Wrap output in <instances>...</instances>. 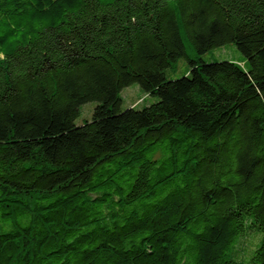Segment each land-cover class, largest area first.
Returning a JSON list of instances; mask_svg holds the SVG:
<instances>
[{"label":"trees","instance_id":"1","mask_svg":"<svg viewBox=\"0 0 264 264\" xmlns=\"http://www.w3.org/2000/svg\"><path fill=\"white\" fill-rule=\"evenodd\" d=\"M0 264H264V0H0Z\"/></svg>","mask_w":264,"mask_h":264},{"label":"rangeland","instance_id":"2","mask_svg":"<svg viewBox=\"0 0 264 264\" xmlns=\"http://www.w3.org/2000/svg\"><path fill=\"white\" fill-rule=\"evenodd\" d=\"M186 52L189 57H192L193 49L186 43ZM202 60L206 63L214 62V61H232L236 63H241L243 58L241 54L235 49L233 44H227L222 47L215 48L205 55L202 56ZM187 70L186 61L184 59H180L174 68L165 72L167 79H176L185 74ZM121 97V110H125L128 108H135L140 110L150 104L156 102L155 98H152L140 89L137 84H131L128 87L122 89L120 92ZM95 107V103H86L79 108V115L75 119L74 124L80 125L86 120L91 118V114L93 108ZM255 241V240H254ZM252 239L245 237L237 244V250L240 254H245L247 250L252 247V243L254 242Z\"/></svg>","mask_w":264,"mask_h":264}]
</instances>
